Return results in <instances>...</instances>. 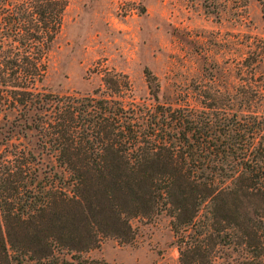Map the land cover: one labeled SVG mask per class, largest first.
<instances>
[{
  "label": "trees",
  "instance_id": "obj_1",
  "mask_svg": "<svg viewBox=\"0 0 264 264\" xmlns=\"http://www.w3.org/2000/svg\"><path fill=\"white\" fill-rule=\"evenodd\" d=\"M69 1L0 0V104L51 102L34 126L64 168L42 171L24 147L0 152V264L85 263L103 238L131 241L134 220L162 214L180 264H217L228 233L264 264V111L126 106L117 95L129 77L112 69L92 94L45 93L37 86ZM146 76L158 101L157 75Z\"/></svg>",
  "mask_w": 264,
  "mask_h": 264
},
{
  "label": "rangeland",
  "instance_id": "obj_2",
  "mask_svg": "<svg viewBox=\"0 0 264 264\" xmlns=\"http://www.w3.org/2000/svg\"><path fill=\"white\" fill-rule=\"evenodd\" d=\"M259 51L262 59L253 68L250 62ZM106 69L128 75L131 88L117 95L126 106L181 105L201 111L211 104L264 111V0H70L38 89L92 94L104 88ZM147 69L157 75L158 101ZM49 104L40 109L1 103L0 152L24 147L37 156L42 171H64L34 126ZM134 223L133 240L105 237L82 253L85 263L75 264H180L169 215ZM229 235L216 246L217 264H250V252L229 243Z\"/></svg>",
  "mask_w": 264,
  "mask_h": 264
}]
</instances>
